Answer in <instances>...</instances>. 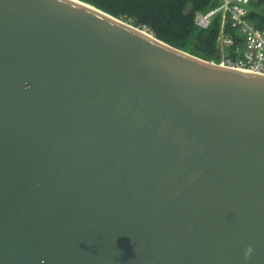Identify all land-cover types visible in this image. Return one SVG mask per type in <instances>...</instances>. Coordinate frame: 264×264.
Masks as SVG:
<instances>
[{"label":"water","instance_id":"95a60500","mask_svg":"<svg viewBox=\"0 0 264 264\" xmlns=\"http://www.w3.org/2000/svg\"><path fill=\"white\" fill-rule=\"evenodd\" d=\"M0 264H264V76L0 0Z\"/></svg>","mask_w":264,"mask_h":264},{"label":"trees","instance_id":"16d2710c","mask_svg":"<svg viewBox=\"0 0 264 264\" xmlns=\"http://www.w3.org/2000/svg\"><path fill=\"white\" fill-rule=\"evenodd\" d=\"M140 29L151 31L156 38L206 62L242 60L245 37L222 14L212 18L208 28L195 23V13L219 7L220 0H80ZM247 20L264 28V0H251ZM220 34L232 40L222 48Z\"/></svg>","mask_w":264,"mask_h":264},{"label":"built area","instance_id":"2783aa9c","mask_svg":"<svg viewBox=\"0 0 264 264\" xmlns=\"http://www.w3.org/2000/svg\"><path fill=\"white\" fill-rule=\"evenodd\" d=\"M220 1L219 7L207 13L196 12V25L205 29L209 27L212 18L217 14H222L223 19L228 17L232 26L238 28L245 37V50L243 51L242 60L232 61L227 59L221 64L229 68L246 70L264 76V28L258 29L247 20L251 0ZM218 42L222 48L232 44V40L223 34H220Z\"/></svg>","mask_w":264,"mask_h":264},{"label":"clouds","instance_id":"9594fccd","mask_svg":"<svg viewBox=\"0 0 264 264\" xmlns=\"http://www.w3.org/2000/svg\"><path fill=\"white\" fill-rule=\"evenodd\" d=\"M253 249L251 247L247 248L245 251V259H247L252 254Z\"/></svg>","mask_w":264,"mask_h":264}]
</instances>
